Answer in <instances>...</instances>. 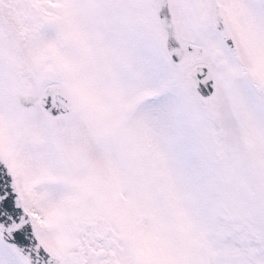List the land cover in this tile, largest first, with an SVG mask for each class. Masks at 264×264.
<instances>
[{
    "label": "snow or ice",
    "instance_id": "snow-or-ice-1",
    "mask_svg": "<svg viewBox=\"0 0 264 264\" xmlns=\"http://www.w3.org/2000/svg\"><path fill=\"white\" fill-rule=\"evenodd\" d=\"M0 264H264V0H0Z\"/></svg>",
    "mask_w": 264,
    "mask_h": 264
}]
</instances>
